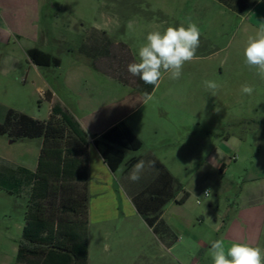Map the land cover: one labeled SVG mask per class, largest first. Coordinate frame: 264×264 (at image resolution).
I'll return each mask as SVG.
<instances>
[{
  "label": "rangeland",
  "instance_id": "rangeland-1",
  "mask_svg": "<svg viewBox=\"0 0 264 264\" xmlns=\"http://www.w3.org/2000/svg\"><path fill=\"white\" fill-rule=\"evenodd\" d=\"M34 1L0 0L1 13L20 37L11 35L7 40L0 28V123L9 109L45 121L57 106L86 128L82 130L87 138H93L96 130L120 119L140 135L142 146L125 151L109 180H101V172L92 164L96 181L111 186L116 205L126 207L130 192H139L164 169L177 184V198L187 195L182 205L172 201L165 206V223L178 226V217L191 215L195 227L190 232L215 239L208 228L217 220L215 213L224 212L237 196L235 188L218 195L215 185L228 186L227 180L240 183L264 144V79L245 64L243 56L248 37L261 26L264 0L241 16L214 0H38V15ZM32 21L36 28L30 27ZM189 21L201 31L199 59L186 63L178 80L165 74L154 89L127 71V65L138 60L148 32L187 26ZM100 42L105 43L102 51ZM31 46L57 58L60 67H35L26 53ZM205 81L219 87L209 89ZM244 85L253 87L251 95L242 92ZM145 92L153 99L145 102ZM227 138L237 160L220 176L205 166L204 158ZM41 145L42 138L12 142L0 136V159L12 169L30 168ZM137 157L146 166L139 181L133 182L129 179L133 167L122 172L127 161ZM204 191L209 192L207 197ZM27 205L25 195L0 189V264H19L16 252L24 243ZM143 227L141 257L134 263L129 257L138 242L133 247L126 241L115 246L108 242L106 252L102 245L92 244L89 264L101 263L103 254L111 258L108 264H178L177 254L188 264H193L195 255L198 264H212L210 248L200 252L193 240L180 235L181 244L167 253Z\"/></svg>",
  "mask_w": 264,
  "mask_h": 264
},
{
  "label": "trees",
  "instance_id": "trees-1",
  "mask_svg": "<svg viewBox=\"0 0 264 264\" xmlns=\"http://www.w3.org/2000/svg\"><path fill=\"white\" fill-rule=\"evenodd\" d=\"M236 15H245L258 0H214ZM37 66H58L59 60L38 49L27 51ZM153 88V86L151 87ZM0 136L13 142L42 138L34 173L24 169L0 175V189L18 193L20 175L33 180L24 215L21 243L16 252L19 264H87V172L88 138L79 125L57 106L45 121L34 120L22 113L7 110L0 123ZM111 172L124 160L125 151H136L142 141L124 123L118 122L92 140ZM138 162L131 158L127 172ZM177 184L161 169L157 177L139 192L131 191V201L152 234L171 245L176 235L161 218L162 209L176 201Z\"/></svg>",
  "mask_w": 264,
  "mask_h": 264
},
{
  "label": "crops",
  "instance_id": "crops-1",
  "mask_svg": "<svg viewBox=\"0 0 264 264\" xmlns=\"http://www.w3.org/2000/svg\"><path fill=\"white\" fill-rule=\"evenodd\" d=\"M34 13L38 15L39 3L38 0L34 1ZM260 24L264 23V17L259 19ZM11 30L10 33L4 31V25ZM34 21L30 23V27L36 28L34 25ZM0 28L2 29L4 35L7 36V40L10 39L12 35L16 39H20L18 36V32L13 30L9 24L8 18L1 13L0 10ZM38 32V31H37ZM105 46L104 42H100L99 50L102 51ZM38 49L37 47L31 46L27 49ZM26 51V53H27ZM42 51V50H41ZM44 52V51H43ZM47 53V52H45ZM104 52H102L103 54ZM49 54V53H48ZM51 55V54H50ZM54 57V56H53ZM35 67H41L34 65ZM50 67V66H49ZM60 67V65L56 66ZM78 68V67H77ZM65 82V81H64ZM48 98L51 100L52 94L48 92ZM118 119L114 122L107 124L104 128L96 130V137H99L109 128H111L114 124L120 122ZM127 125V124H126ZM132 132L141 140L140 135L129 125H127ZM84 128V126L82 127ZM93 138H88V142L86 145V172H87V242H88V255H87V264H89L90 258V250L91 245L95 244L98 247L102 245L103 251L106 252L107 246H109L108 242H111V245H122L126 241L134 243L133 247L137 245L138 248H132L131 254L129 257L130 262H135L137 257H141V243L140 238H143V226L150 234H152L151 230L146 226L144 221L138 215L135 207L132 204L130 198L128 201L130 202L129 206L120 207L115 203L114 190H112L111 186L105 187L103 183L100 182L99 179L96 181V172L93 170L92 164H94L97 169H99V173L101 172L102 179L105 181L106 179H110L111 171L103 162L99 153L93 146L92 140ZM12 141V140H10ZM13 142V141H12ZM230 139H225L224 141L219 142L216 146H214L210 153L206 155L204 158V164L207 168H210L212 171H217L220 176H224L227 170L230 169L231 162L236 161V156L234 155V151H231L228 148V144ZM40 148L36 152L35 163L32 164L30 168L24 165H18L15 169L9 167L4 164L5 161L0 159V175L3 177L8 176L9 171H15L17 169H24L29 171L30 173H34L38 157L40 154ZM185 146H183V150ZM256 160L251 161V170L246 173V175L242 178L240 183L232 184V180L229 181L228 186H221L219 183L215 185V189L217 190V194H222L226 189L233 190V188L237 191V196L235 201L232 204H228V208L222 213H215V217L217 218L213 220L212 227H208L210 230L214 231L215 239H223L225 243V247H229L233 242H246L253 246H259L264 248V144H262L261 153L257 154ZM152 157V156H150ZM138 161H140V157H137ZM109 170L110 173H108ZM124 173V172H122ZM124 175V174H123ZM21 185L18 188V194L25 195L28 199L30 196V190L33 186V180H29L27 177L19 176ZM100 177V176H99ZM239 176L238 178H241ZM224 178V177H223ZM234 180V179H233ZM99 187H102L101 190H98ZM205 192V191H204ZM9 193V192H8ZM11 194V193H10ZM209 195V192H208ZM98 199L100 201L98 207H93L92 203ZM105 199V200H104ZM183 198H177L175 196V200L179 201ZM172 202V201H171ZM174 202V201H173ZM184 202V200H183ZM183 202L177 203V205H182ZM170 203V202H169ZM167 205V204H166ZM165 205V206H166ZM164 206V208H165ZM161 212V218L163 220V210ZM212 205H209V210H211ZM226 214V215H225ZM231 214V215H230ZM25 215V213H24ZM121 215V216H120ZM194 218L191 215H185L178 217L179 222L178 226H174L172 224H166L170 230L176 235L177 240L175 243L168 245L164 240H160L155 235V239L160 244L162 250L167 253H171L175 250L178 244H181L180 235L184 239H191L193 243L197 246L200 252H203L205 249H209L211 243L215 241V239H207V237L200 235L199 233L190 232L191 228H194ZM165 222V221H164ZM199 224V228L202 227L203 218L197 219ZM219 224L220 230L215 231L213 225ZM23 228V227H22ZM93 242V243H92ZM110 248V246H109ZM125 255V253H124ZM174 255V254H173ZM178 264H188L187 260L179 254L174 255ZM126 255L123 257V261L126 259ZM108 259L111 258L106 254H103L102 262L97 264H108ZM199 258L195 255L193 258V264H198Z\"/></svg>",
  "mask_w": 264,
  "mask_h": 264
},
{
  "label": "clouds",
  "instance_id": "clouds-1",
  "mask_svg": "<svg viewBox=\"0 0 264 264\" xmlns=\"http://www.w3.org/2000/svg\"><path fill=\"white\" fill-rule=\"evenodd\" d=\"M4 31L10 33L7 25ZM201 31L196 23L189 21L187 26H168L165 29L148 32L145 42L139 47L138 60L127 65V71L133 77H139L147 85L158 88L165 74L172 80L181 77L183 67L197 57L200 46ZM244 62L250 68L257 69V74L264 79V23L254 36H249L243 50ZM205 86L216 90L219 85L214 81H205ZM253 87L244 85L242 92L251 95ZM145 102L153 99V94L144 93ZM219 110V109H217ZM151 166L154 162L149 161ZM145 161L140 160L129 174L133 182L139 181L145 169ZM211 219V218H210ZM215 231L220 230L219 224L213 225ZM210 255L212 264H264V248L246 242H233L225 247L223 239L211 243Z\"/></svg>",
  "mask_w": 264,
  "mask_h": 264
},
{
  "label": "built area",
  "instance_id": "built-area-1",
  "mask_svg": "<svg viewBox=\"0 0 264 264\" xmlns=\"http://www.w3.org/2000/svg\"><path fill=\"white\" fill-rule=\"evenodd\" d=\"M203 195H204L205 197H207V196H208V192L205 191V192L203 193Z\"/></svg>",
  "mask_w": 264,
  "mask_h": 264
}]
</instances>
